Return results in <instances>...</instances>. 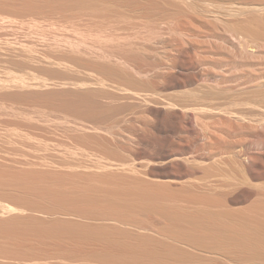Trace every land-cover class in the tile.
I'll use <instances>...</instances> for the list:
<instances>
[{"label": "bare ground", "instance_id": "bare-ground-1", "mask_svg": "<svg viewBox=\"0 0 264 264\" xmlns=\"http://www.w3.org/2000/svg\"><path fill=\"white\" fill-rule=\"evenodd\" d=\"M0 9V264H264V0Z\"/></svg>", "mask_w": 264, "mask_h": 264}, {"label": "rangeland", "instance_id": "rangeland-1", "mask_svg": "<svg viewBox=\"0 0 264 264\" xmlns=\"http://www.w3.org/2000/svg\"><path fill=\"white\" fill-rule=\"evenodd\" d=\"M2 11H4V10H2ZM1 11V9H0V12H1V14H0V16H2V17H4L5 15H10V14H7V12L5 11L4 13ZM3 13V14H2ZM76 15V16H78V17H80V18H76V16H74V15ZM4 15V16H3ZM63 16V15H66V14H62V13H59V14H57L56 16H52V17H54L55 18V20H60V19H57L58 17H60V16ZM79 15H81V16H79ZM87 15V16H86ZM122 15H124V16H122ZM120 14L119 16H117V17H114V18H110L109 19V17L108 16H105V17H100V18H95L94 16H92L91 14H82L81 12H73V13H67V16L68 17H71L70 19L73 21H75V22H73V23H76L77 22V19H78V22H77V24L79 23V24H83V25H89L91 22H93V18L95 19L94 21L96 22V24L95 25H97V23L98 24H102V25H105V24H109V27H107V29H109V28H111V29H113V30H116L120 35H123V36H125V35H128V34H132V33H135L136 31H139L140 30V28H137V27H135L134 25L136 24V23H139V22H142V23H145V22H150L152 25L150 26V27H148V28H146L147 30H150V31H154V32H157V31H160V30H162V28H160V27H156V26H153V22L155 21V19H141L138 15L136 16V15H133V14H128V13H124V14ZM133 15V16H132ZM171 15H173V16H186V14L185 13H179V14H175V13H173V14H171ZM83 16V17H82ZM86 16V17H85ZM8 17H10V18H13L12 16H8ZM8 17H5L8 21L9 20H12V19H8ZM88 17V18H87ZM1 18V17H0ZM47 18V19H46ZM45 18V21L46 20H49V21H51L50 20V18H48V17H46ZM76 18V19H75ZM84 18V19H83ZM117 18V19H116ZM83 21H82V20ZM115 21H114V20ZM55 20H53V21H55ZM79 20H81V21H79ZM128 21V22H127ZM48 21H46V23H47ZM114 22H116V23H114ZM155 22H157V21H155ZM9 23H10V25H9ZM9 23H8V25H9V27L12 25V23L9 21ZM49 23V22H48ZM85 23V24H84ZM131 23V24H130ZM52 24V23H51ZM49 25V24H48ZM114 25H116V26H114ZM118 25V26H117ZM8 27V28H9ZM12 27V26H11ZM10 27V28H11ZM55 27H57L58 28V26H55ZM8 28H6L7 30H8ZM59 28H61V27H59ZM62 29V28H61ZM60 29V30H61ZM67 29V28H66ZM65 28H64V30L62 29V31H60L61 33L62 32H64L65 30H66ZM69 29L70 28H68V30H66V34H72V29L69 31ZM145 29V30H146ZM176 31H178L179 30V32H188V31H192V30H202V31H207V29L206 28H198V29H190V28H183V27H175L174 28ZM181 30V31H180ZM70 33H69V32ZM121 32V33H120ZM9 33H11L10 31H9ZM126 33V34H125ZM8 36H10V39L12 38V35H7V38H8Z\"/></svg>", "mask_w": 264, "mask_h": 264}]
</instances>
